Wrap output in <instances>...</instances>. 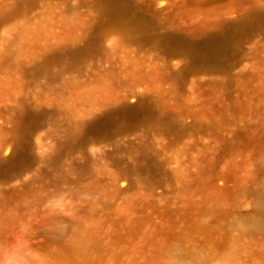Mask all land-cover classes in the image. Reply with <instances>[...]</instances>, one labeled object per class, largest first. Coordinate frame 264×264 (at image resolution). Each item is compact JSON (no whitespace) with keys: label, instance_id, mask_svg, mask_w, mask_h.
Returning a JSON list of instances; mask_svg holds the SVG:
<instances>
[{"label":"rangeland","instance_id":"374dc122","mask_svg":"<svg viewBox=\"0 0 264 264\" xmlns=\"http://www.w3.org/2000/svg\"><path fill=\"white\" fill-rule=\"evenodd\" d=\"M264 0H0V264H264Z\"/></svg>","mask_w":264,"mask_h":264},{"label":"bare ground","instance_id":"6f19581e","mask_svg":"<svg viewBox=\"0 0 264 264\" xmlns=\"http://www.w3.org/2000/svg\"><path fill=\"white\" fill-rule=\"evenodd\" d=\"M258 211H260V213H262V215L264 216V192L261 194L260 199H259V204L257 207Z\"/></svg>","mask_w":264,"mask_h":264}]
</instances>
